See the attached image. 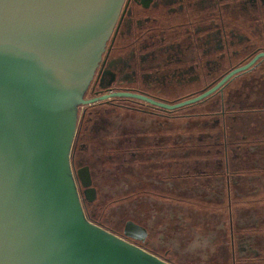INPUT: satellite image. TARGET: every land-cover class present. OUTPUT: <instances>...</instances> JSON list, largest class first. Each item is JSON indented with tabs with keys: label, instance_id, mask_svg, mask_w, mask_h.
<instances>
[{
	"label": "flooded vegetation",
	"instance_id": "1",
	"mask_svg": "<svg viewBox=\"0 0 264 264\" xmlns=\"http://www.w3.org/2000/svg\"><path fill=\"white\" fill-rule=\"evenodd\" d=\"M262 6L264 0L124 1L85 92L87 103L78 108L71 150L73 177L91 223L143 247L149 237L144 223L124 218L114 222L120 231H113L105 224V207H93L96 179L120 178L123 170H133L141 181L129 194L170 201H179L176 193L194 194L197 185L211 184L213 175L225 182L216 194L231 188L247 195L235 201L237 207L264 220V57L201 101L172 107L264 53ZM199 191L206 194L205 188ZM243 217L237 231L253 239L256 257L230 254L231 262L264 264V222L248 224ZM127 223L143 228L144 238L126 237Z\"/></svg>",
	"mask_w": 264,
	"mask_h": 264
},
{
	"label": "water",
	"instance_id": "2",
	"mask_svg": "<svg viewBox=\"0 0 264 264\" xmlns=\"http://www.w3.org/2000/svg\"><path fill=\"white\" fill-rule=\"evenodd\" d=\"M124 1L0 0V264H171L91 223L71 169L78 108Z\"/></svg>",
	"mask_w": 264,
	"mask_h": 264
},
{
	"label": "rangeland",
	"instance_id": "3",
	"mask_svg": "<svg viewBox=\"0 0 264 264\" xmlns=\"http://www.w3.org/2000/svg\"><path fill=\"white\" fill-rule=\"evenodd\" d=\"M93 170L96 172V168ZM130 171L132 175L123 170L121 173L124 175L120 178L96 179L98 201L93 207H105L109 220L105 222L107 228L120 231L114 222L122 224L124 218L144 223L149 237L143 247L171 264H232L230 254H234L236 259L256 257L253 239L245 240L246 235L243 239L236 227V222L239 223L243 216L248 224L256 220L251 211L242 213L237 207L238 202H235L247 195H237L231 188L228 195L225 189L221 196L216 194L215 187L220 189L225 182L221 183L212 175L211 184H202L201 188L197 185L192 189L194 194L176 193L174 196L179 201L139 198L128 193L135 182H141L136 173ZM202 188L206 194L199 196ZM261 195L254 196V199Z\"/></svg>",
	"mask_w": 264,
	"mask_h": 264
},
{
	"label": "crops",
	"instance_id": "4",
	"mask_svg": "<svg viewBox=\"0 0 264 264\" xmlns=\"http://www.w3.org/2000/svg\"><path fill=\"white\" fill-rule=\"evenodd\" d=\"M252 184H253V185L251 186V189L253 190L254 187L256 186V184L254 183V181L252 182ZM256 188H257V187H256ZM263 190H264V188H263ZM250 207H251V205H246V206H245L246 209H250ZM253 215H254V214H253ZM254 218H256V217L254 216ZM257 220H259V219L256 218V220H254L253 223H255ZM243 221H244V219H242V222H243ZM259 222H264V220H259V221L257 222V224H258ZM253 223H252V224H253ZM255 224H256V223H255ZM255 224H254V225H255ZM263 224H264V223H263ZM263 224H262V225H263Z\"/></svg>",
	"mask_w": 264,
	"mask_h": 264
}]
</instances>
